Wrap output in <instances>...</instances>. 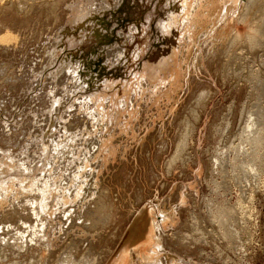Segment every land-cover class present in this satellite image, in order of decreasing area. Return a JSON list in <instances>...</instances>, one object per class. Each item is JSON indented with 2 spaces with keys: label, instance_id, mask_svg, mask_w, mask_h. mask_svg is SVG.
Masks as SVG:
<instances>
[{
  "label": "rangeland",
  "instance_id": "1",
  "mask_svg": "<svg viewBox=\"0 0 264 264\" xmlns=\"http://www.w3.org/2000/svg\"><path fill=\"white\" fill-rule=\"evenodd\" d=\"M7 32L0 264H148L153 239L264 264V0H0Z\"/></svg>",
  "mask_w": 264,
  "mask_h": 264
},
{
  "label": "bare ground",
  "instance_id": "2",
  "mask_svg": "<svg viewBox=\"0 0 264 264\" xmlns=\"http://www.w3.org/2000/svg\"><path fill=\"white\" fill-rule=\"evenodd\" d=\"M253 1H254V0H253ZM252 4H253V3H252ZM252 4H251V5H252ZM246 6H247V3H246ZM248 7L250 8L251 6H248ZM246 8H247V7H246ZM249 8H248V9H249ZM245 10H246V9H245ZM248 12H249V11H248ZM248 12H247V13H248ZM247 13H246V14H247ZM260 25H261V24H260ZM260 25H258V27H259ZM261 27H262V26H261ZM258 30H259V31L261 30L260 27H259ZM262 30H263V29H262ZM259 31H258V32H259ZM261 32H263V31H261ZM7 33H8V34H7ZM7 33H5L6 35L3 34L2 38H0V39H1V40H2V39H5V40L7 39L8 42H9V39H10V37H11L13 34H12L11 32H10V33H11L12 35H10L9 32H7ZM11 38H12V37H11ZM14 38H15V37H14ZM255 38H256V37H255ZM258 38H259V37H258ZM259 39H260V38H259ZM10 40H11V39H10ZM261 40H262V39H261ZM3 41H4V40H3ZM261 113H262V112H261ZM263 114H264V112H263ZM250 116H251V115H250ZM259 117H260V115H259ZM262 117H263V116H262ZM262 117H261V118H262ZM249 118H251V117H249ZM257 119H258V118H257ZM249 121H250V120H249ZM246 123H247V122H246ZM251 123H252V124H251L252 126L249 125V126H248L249 128H251V127H253V126L255 125V121H252ZM249 128H248V129H249ZM254 128H255V127H254ZM254 128H253V129H254ZM258 128H259V127H258ZM190 131H191V130H190ZM253 133H254V132H253ZM255 133H256V132H255ZM250 135H251V134H250ZM257 137L259 138L258 135H257ZM257 137H256V139H258ZM256 139H254V140L256 141ZM259 139H260V138H259ZM259 139H258V140H259ZM258 140H257V141H258ZM257 141H256V142H257ZM259 142H260V141H259ZM259 142H258V143H259ZM245 143H246V142H245ZM247 144H248V143H247ZM57 146H58V145H57ZM254 148H255V147H254ZM229 152H230V151H229ZM62 155H63V154H62ZM238 158H239V157H238ZM235 159H237V158H235ZM237 160H238V159H237ZM219 161H220V160H219ZM235 166H236V164H235ZM250 166H251V165H250ZM240 168H241V167H240ZM240 173H241V172H240ZM32 199H33V198H32ZM37 199H38V198H37ZM27 201H28V200H27ZM30 202H31V201H30ZM39 204H40V202H39ZM24 205H25V204H24ZM26 205H27V204H26ZM22 206H23V205H22ZM34 206H35V205H34ZM38 207H39V205H38ZM14 209H15V208H14ZM20 209H21V208H20ZM32 209H33V208H32ZM99 210L101 211L100 207H99ZM11 211H12V210H11ZM19 212H20V211H19ZM86 212H87V210H86ZM93 212H94V211H93ZM101 212H102V211H101ZM35 213H36V212H35ZM94 213H95V212H94ZM94 213H93V214H94ZM96 213H97V212H96ZM87 214H88V213H87ZM99 214H100V213H99ZM96 215H97V214H96ZM17 216H18V215H17ZM19 216H20V214H19ZM67 216H69V215H67ZM89 216H90V215H89ZM31 217H32V216H31ZM70 218H71V217H70ZM70 218H69V219H70ZM92 218H93V216H92ZM101 218H102V217H101ZM86 219H87V218H86ZM88 219H89V218H88ZM6 220H7V219H6ZM19 220H20V219H19ZM30 220H31V218H30ZM9 221H10V220H9ZM15 221H16V219H15ZM32 221H33V219H32ZM89 221H92V220H88V222H89ZM94 221H95V220H94ZM5 222H6V221H5ZM12 222H13V221H12ZM92 222H93V221H92ZM87 224H88V223H87ZM93 224H94V223H93ZM96 224H97V223H96ZM21 225H22V224H21ZM90 225H91V224H90ZM30 227H31V226H30ZM33 227H34V226H33ZM139 227H140V226H139ZM3 228H4V227H3ZM24 228H25V227H24ZM147 228H149L150 231H149V234L147 233L148 235H146V239L148 238V239L150 240V242H151V241H152V237H153V236L151 235V234H152V231H153V225H151V226L149 225V227H145V228H144V229H145V234H146V231H147L146 229H147ZM22 229H23V228H22ZM40 229H41V228H40ZM44 229H45V227H44ZM6 230H7V229H6ZM28 230H29V229H28ZM41 230H43V229H41ZM19 232H21V231H19ZM28 232H29V231H28ZM32 233H33V232H32ZM2 234H3V233H2ZM9 235H10V234H9ZM9 235H8V236H9ZM19 235H21V234H19ZM22 235H23V234H22ZM27 235H28V234H26V238H25V239H27ZM34 235H35V233H34ZM11 237H12V236H11ZM31 237H32V236H31ZM34 237H35V236H34ZM19 238H21V237H19ZM13 239H15V238H13ZM34 239H35V238H34ZM29 240H30V238H29ZM19 241H20V240H19ZM19 241H17V242H19ZM27 241H28V240H27ZM13 242H14V241H13ZM21 242H23V243L25 242V243H26V241H21ZM28 242H29V243H33V241H32V242L28 241ZM3 243H4V242H3ZM3 243H2V245H3ZM23 243H22V244H23ZM18 244H19V243H18ZM22 244H21V245H22ZM4 246H5V245H4ZM13 247H14V246H13ZM13 247H12V248H13ZM21 247L24 248V247H25V244H24V246H21ZM30 247H31V245H30ZM127 247H128V246H127ZM0 248H1V247H0ZM2 249H3V248H2ZM21 249H22V248H21ZM10 250H11V249H10ZM1 251H2V250H1ZM3 251H4V250H3ZM23 251H24V250H23ZM25 251H27V249H25ZM143 251H145V250H143ZM34 253H35V252H34ZM91 253H92V251H91ZM93 253H94V252H93ZM11 254H12V253H11ZM32 254H33V253H32ZM65 254H66V253H65ZM65 254H64V255H65ZM146 254H147V255H146ZM146 254H143V253H142V257H141V259L144 260V261H147L148 264H163V262H161V260L157 259L158 257L155 258V256H156L157 254H159V245H158V243H154V239H153L152 247H149V249L147 250V253H146ZM6 255H7V254H6ZM37 255H38V253H37ZM29 256H30V255H29ZM34 256H35V254H34ZM65 256H66V255H65ZM23 257H24V256H23ZM62 258H63V257H62ZM65 258H66V259H65ZM65 258H63L64 262H61V264H99V262H100V261H99L98 263H96L97 260H96V258H94V257H93V259H89L88 257H85L84 260H83V258H81L82 261L80 262V261H78V260H80V259L77 260L76 257H75L71 252L68 253L67 256H66ZM97 259H98V258H97ZM39 260H41L40 257H39ZM98 260H99V259H98ZM34 262H35V261H34ZM38 262H39V261H38ZM22 263H23V262H22ZM28 263H29V262H28ZM172 263H173V262H172ZM10 264H11V263H10ZM38 264H39V263H38Z\"/></svg>",
  "mask_w": 264,
  "mask_h": 264
}]
</instances>
